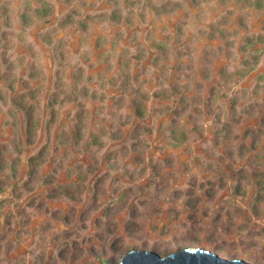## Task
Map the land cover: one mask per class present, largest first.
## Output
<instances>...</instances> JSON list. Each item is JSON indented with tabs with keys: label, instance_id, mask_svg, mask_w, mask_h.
I'll use <instances>...</instances> for the list:
<instances>
[{
	"label": "rangeland",
	"instance_id": "1",
	"mask_svg": "<svg viewBox=\"0 0 264 264\" xmlns=\"http://www.w3.org/2000/svg\"><path fill=\"white\" fill-rule=\"evenodd\" d=\"M185 245L264 264V0H0V264Z\"/></svg>",
	"mask_w": 264,
	"mask_h": 264
},
{
	"label": "water",
	"instance_id": "2",
	"mask_svg": "<svg viewBox=\"0 0 264 264\" xmlns=\"http://www.w3.org/2000/svg\"><path fill=\"white\" fill-rule=\"evenodd\" d=\"M219 253L200 246L185 245L165 255L157 250L131 249L119 261L107 264H255L239 257L222 258Z\"/></svg>",
	"mask_w": 264,
	"mask_h": 264
},
{
	"label": "trees",
	"instance_id": "3",
	"mask_svg": "<svg viewBox=\"0 0 264 264\" xmlns=\"http://www.w3.org/2000/svg\"><path fill=\"white\" fill-rule=\"evenodd\" d=\"M255 3H259V2L256 1ZM261 6H262V5H261ZM38 10H40L39 14H42V15H43V14L49 12V7H48L45 3H43V4L40 6V8H39ZM110 18H112V20H114V22H117V20H118L117 17H116L115 15H110ZM211 250L217 252L216 249H211ZM217 253H218V252H217ZM219 254H220V253H219ZM253 263L258 264L256 261H254Z\"/></svg>",
	"mask_w": 264,
	"mask_h": 264
}]
</instances>
